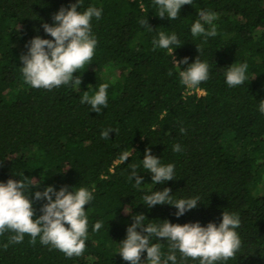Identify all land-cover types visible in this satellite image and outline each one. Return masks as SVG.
<instances>
[{
	"label": "trees",
	"instance_id": "trees-1",
	"mask_svg": "<svg viewBox=\"0 0 264 264\" xmlns=\"http://www.w3.org/2000/svg\"><path fill=\"white\" fill-rule=\"evenodd\" d=\"M74 3L0 0V182L28 177L38 182L36 191L46 186L91 191L93 200L85 206L86 247L81 256L68 258L39 238L35 245L29 243L28 235L21 243H9L14 233L5 232L0 235V264H128L118 252L133 214H144L146 224L168 220L206 226L219 225L224 211L240 218L241 248L235 259L217 264H264V114L259 111L264 100V0H193L175 20L159 18L154 0H81V12L102 8L101 18L91 21L94 56L74 74L81 76V85L34 88L21 71L25 45L36 36L52 39L42 24H52L61 7ZM201 10L217 17L218 34L206 41L190 31ZM141 19L152 28L142 26ZM160 32L177 35V61L188 57L191 64L198 57L207 62L209 78L197 87L201 94L180 83L179 71L187 65H174L168 49L153 50ZM245 62L247 79L229 87L228 67ZM105 83L108 103L98 114L81 97ZM107 128L116 132L103 139ZM176 144L182 151H173ZM146 148L162 165H174L175 180L152 183V174L142 166ZM123 151L131 154L125 163L118 159ZM131 164L139 165V187L128 179ZM164 188L171 189L173 199L198 196V206L177 217L174 206L149 209L143 204L146 194ZM33 191L30 187L25 194ZM44 203L33 201L34 219ZM97 221L102 227L93 232ZM153 242L167 254L165 240ZM176 255L178 264H199Z\"/></svg>",
	"mask_w": 264,
	"mask_h": 264
},
{
	"label": "clouds",
	"instance_id": "clouds-1",
	"mask_svg": "<svg viewBox=\"0 0 264 264\" xmlns=\"http://www.w3.org/2000/svg\"><path fill=\"white\" fill-rule=\"evenodd\" d=\"M193 0H154L158 6V17L168 20L177 19L183 5H192ZM81 0L69 7H61L52 17L53 23H43L44 32L52 39L34 37L25 47L26 54H21V71L24 80L30 86L40 89L52 90L62 85L72 83L81 85V76L74 74L89 65L92 60L97 44L92 35L91 21L93 17L101 18L102 8L89 6L81 12ZM197 19L190 28L193 37H215L217 33L216 14L201 10ZM142 26L152 28L148 20L141 19ZM205 24L210 28L206 29ZM153 50L156 48L168 49L172 52L173 64L177 67L187 65L179 71L180 83L188 89L197 87L208 80L209 66L198 57L189 64L188 57L177 61L173 56V46L178 48L181 43L175 33L166 35L160 32L158 39H153ZM197 46V45H196ZM198 52L200 47L197 46ZM248 64L233 63L225 72L226 83L229 87L241 85L247 79ZM172 73L169 72V76ZM108 84H101L98 91L89 95L85 91L81 97L82 104H88L91 110L101 113L107 107ZM259 111L264 114V100L259 104ZM115 131L107 128L101 132V138L109 139V133ZM186 129L180 128L184 133ZM174 152L182 151L179 144L173 146ZM128 151H123L119 156V162L125 163L129 157ZM142 166L152 174V183L163 184L166 181L175 180L174 165H162L160 158L152 155L151 149L146 148ZM131 174L129 180H135V185H142L143 177L138 173L139 165H129ZM30 187L34 188L32 194L25 193ZM38 182L25 177L23 180L8 179L6 183L0 182V235L5 232L14 233L9 237V243L18 244L23 242L25 235L31 237L29 243L35 245L37 238L42 245H50L65 254L66 257H79L83 254L88 238V217L85 206L93 200V194L87 188L62 186L57 191L54 186H46L43 191H36ZM170 188L154 191L143 197L144 205L149 209L156 205H171L177 211V217L195 209L199 203V197L173 199ZM31 197V198H30ZM46 201L39 209L40 215L34 219L36 209L33 201ZM128 212V211H126ZM134 223L127 227L126 238L120 242L119 255L128 264H178L176 253H180L181 261L188 258L198 260L199 264H217L218 261L235 259L236 253L241 248V240L236 231L240 227L238 214H222V221L217 225L209 222L201 226L199 222L173 224L168 220L160 223H145L147 217L144 214H133ZM146 225V226H145ZM102 222L97 221L92 229L93 232L100 230ZM162 238L167 242L168 251L162 253L161 244L154 243ZM8 244L4 245L6 249ZM146 252V259L142 260Z\"/></svg>",
	"mask_w": 264,
	"mask_h": 264
},
{
	"label": "built area",
	"instance_id": "built-area-1",
	"mask_svg": "<svg viewBox=\"0 0 264 264\" xmlns=\"http://www.w3.org/2000/svg\"><path fill=\"white\" fill-rule=\"evenodd\" d=\"M195 91L197 94H201L202 93V90L201 89H190L188 92H193Z\"/></svg>",
	"mask_w": 264,
	"mask_h": 264
}]
</instances>
